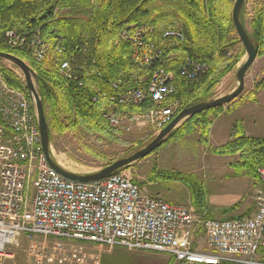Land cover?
Here are the masks:
<instances>
[{"label": "built area", "instance_id": "1", "mask_svg": "<svg viewBox=\"0 0 264 264\" xmlns=\"http://www.w3.org/2000/svg\"><path fill=\"white\" fill-rule=\"evenodd\" d=\"M155 33L151 26L119 32V42L131 47L132 64L150 75L121 79L112 84L116 94L100 91L94 99L110 102L104 118L116 133L147 126L157 136L180 113L178 102L166 106L176 88L174 74L162 66L167 43L185 37L177 21L161 40L152 38ZM4 40L37 64L51 63L65 81H78L80 71L96 73L79 66L61 38L52 43L40 28L30 35L8 30ZM206 70L186 58L180 74L194 81ZM148 104L142 112L131 111ZM256 175L262 189L253 214L222 220L145 194L124 169L95 183L68 181L45 159L28 91L11 87L0 72V264L13 259L24 241L35 264H86L78 243L166 254L177 264H264V167Z\"/></svg>", "mask_w": 264, "mask_h": 264}, {"label": "trees", "instance_id": "2", "mask_svg": "<svg viewBox=\"0 0 264 264\" xmlns=\"http://www.w3.org/2000/svg\"><path fill=\"white\" fill-rule=\"evenodd\" d=\"M221 3L223 4L222 0H209L208 3L200 0H0V52L22 59L36 72L38 91L44 108L46 110L48 105L51 109L50 141L51 130H60L63 127L57 118L62 109L70 128L83 129L119 141L114 137L116 132L104 118L110 108V102L103 98L94 102V99L100 96V91L108 95L116 94L112 84L121 79L131 81L133 75L139 79L150 75V72H144L132 64L131 47L119 42V32L151 26L156 30L152 38L161 40L170 24L179 21L185 41L180 43L171 40L167 43L166 63L162 67L174 74L176 88V94L166 106L178 102L181 112L211 100L220 82L236 69L241 57L245 55L232 19L224 13V16L221 15ZM256 24L257 39H252L259 45V55H262L264 15ZM39 28L52 43L61 38L64 49L75 58L76 63L93 69L96 73L87 76L85 72L80 71L78 81H65L51 64H37L26 52L6 47L4 36L8 30L30 35ZM186 58L205 65L206 72L194 81L183 77L180 67ZM0 72L11 87L27 91L25 83L4 68L2 62ZM79 82L83 85L80 86ZM150 107L148 104L131 111L139 113ZM222 111L223 107L190 118L171 134L165 144L171 139L185 137L196 126L209 137L212 119L215 120ZM209 115L212 116L211 119ZM204 142L207 143L208 138ZM213 152L220 156L238 157L237 172L246 173L252 178H257V169L264 167L262 138L241 135ZM166 178L186 182L188 186L190 179L193 180L191 177L185 180L186 177L182 174L167 175ZM190 188L196 196V202L200 203L203 194Z\"/></svg>", "mask_w": 264, "mask_h": 264}, {"label": "rangeland", "instance_id": "3", "mask_svg": "<svg viewBox=\"0 0 264 264\" xmlns=\"http://www.w3.org/2000/svg\"><path fill=\"white\" fill-rule=\"evenodd\" d=\"M222 2L221 15L224 13L229 19H232L234 5L228 0H222ZM174 15L176 16L177 14ZM262 15H264V0L246 1L241 12V19L247 33L255 40L257 39L256 22ZM245 60L246 51L236 69L232 70L214 90L212 99L226 96L237 89V73ZM2 65L25 83L20 71L9 64L2 63ZM251 96H253V101L264 102V54L258 56L256 62L248 71L243 94L231 104L224 106L223 111L227 112L237 103H248ZM50 111L51 109L46 105L45 112L48 125L52 124ZM62 112H64L63 109L57 118H59V122L63 127L60 130H51L52 156L63 169L75 174H92L96 171H101L120 159L132 156L151 143L156 137L155 132L150 127L140 126L131 133H115L114 137L119 140L116 141L113 138L89 133L83 129L70 128L67 116ZM209 117L210 119L212 118L211 115ZM213 122L214 119H212ZM206 138L209 141L210 134L209 137L204 135L202 129L196 126L190 134L182 138L171 139V141L164 144L149 157L124 170L141 187L142 191L149 196H154L153 194L160 196V193H164L178 197L181 202L175 201V203L182 204L191 195L195 202L196 196L190 188L192 187L200 191L204 198V194H206V199H209L211 204H217L216 200L218 201V199L223 202L222 191H224L228 200H233V204L227 209L219 211L220 215L225 218H233L253 214L259 194L257 193L259 180L249 177L246 173L237 172L239 169L238 157L221 161L222 163L220 162L219 166L226 168V171L222 173V178L220 179L205 181L207 186H204V183L197 180L194 176L193 172L200 167L201 163L212 160L215 157H224L213 152L217 148H212L204 143ZM177 174H182L186 177L185 180L190 177L193 180L190 179L188 186L186 182L166 178L167 175L173 176ZM32 192L33 190L28 191V197L32 196ZM185 206L190 207L188 205ZM26 244V241H24V248L15 250L14 258L4 264H35L26 252Z\"/></svg>", "mask_w": 264, "mask_h": 264}, {"label": "crops", "instance_id": "4", "mask_svg": "<svg viewBox=\"0 0 264 264\" xmlns=\"http://www.w3.org/2000/svg\"><path fill=\"white\" fill-rule=\"evenodd\" d=\"M250 98L248 103H237L227 112L223 111L212 123L209 141L204 143L212 148H219L236 140L241 135L248 138L264 139V102L253 101V96ZM232 157L235 156L215 157L212 160L201 163L200 167L193 174L197 180L204 183V186H207L205 185V181H214L222 178V173L226 171V168L219 166V163ZM261 189L262 185L259 182L257 193ZM222 194L223 202L218 199V201L216 200L217 204H211L209 199H206V194H204L205 198L203 196V200L200 203L194 202L190 195L188 198L189 201L186 199V202H184L186 204L182 203L181 205L196 208L198 212L206 215L210 219H229L220 215L221 213L219 211L230 207L233 204V200L229 201L224 191H222ZM153 195L151 197L161 198L169 203L178 204L175 201L181 202V199L176 196L164 193H160V196ZM77 246L85 251L87 255L86 264H177L172 256L166 254L128 250L122 247H108L91 243H78Z\"/></svg>", "mask_w": 264, "mask_h": 264}, {"label": "water", "instance_id": "5", "mask_svg": "<svg viewBox=\"0 0 264 264\" xmlns=\"http://www.w3.org/2000/svg\"><path fill=\"white\" fill-rule=\"evenodd\" d=\"M247 0H238L233 6L232 21L235 27L238 38L246 51V60L237 73V89L226 96L212 99L190 108H186L181 111L170 125H168L162 132H160L155 139L139 150L132 156L120 159L101 171L92 174H75L63 169L53 158L51 151L49 125L46 117L43 99L38 91V77L33 68L23 61L22 59L8 53L0 52V62L9 64L20 71L23 75L26 89L29 93L30 99L35 107L39 131L41 135V145L43 154L48 165L60 176L68 181L80 182V183H95L117 174L119 171L126 169L132 165H135L139 161L149 157L156 151H158L167 142L171 134L178 129L184 122L193 118L199 114L214 109L222 108L231 104L237 100L245 91L246 87V75L251 67L256 62L260 47L254 42V40L247 33L241 19V12Z\"/></svg>", "mask_w": 264, "mask_h": 264}]
</instances>
